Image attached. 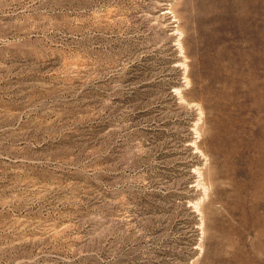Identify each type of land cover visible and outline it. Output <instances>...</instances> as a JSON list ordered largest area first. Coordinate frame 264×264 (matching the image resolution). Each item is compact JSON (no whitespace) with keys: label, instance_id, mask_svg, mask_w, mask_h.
I'll list each match as a JSON object with an SVG mask.
<instances>
[{"label":"rangeland","instance_id":"rangeland-1","mask_svg":"<svg viewBox=\"0 0 264 264\" xmlns=\"http://www.w3.org/2000/svg\"><path fill=\"white\" fill-rule=\"evenodd\" d=\"M0 112V264H264V0H0Z\"/></svg>","mask_w":264,"mask_h":264},{"label":"bare ground","instance_id":"bare-ground-1","mask_svg":"<svg viewBox=\"0 0 264 264\" xmlns=\"http://www.w3.org/2000/svg\"><path fill=\"white\" fill-rule=\"evenodd\" d=\"M168 1H171V0H168ZM163 4H166V5H169V6H170V7H169V6H166L167 8H165V12H164V13H169V12L171 13V12H172V13L175 14V12H174L175 8H174V6H173V3H171V2H164ZM164 13H163V14H164ZM174 16H177V15H174ZM176 19H177V18H176ZM28 103H30V101H29ZM28 105H29V104H28ZM0 113H1V112H0ZM10 118H11V117H10ZM7 119H8V117H7ZM45 124H46V123H45ZM46 126H47V124H46ZM45 141H46V140H45ZM13 151H14V150H13ZM30 156H31V155H30ZM52 158H53V156H52ZM11 159H12V158H11ZM31 159H32V158H31ZM45 159H46V157H45ZM47 159H48V158H47ZM22 160H23V159H22ZM50 160H51V159H50ZM50 160H49V161H50ZM31 161H32V160H31ZM36 161H37V160H35V162H36ZM45 161H46V160H45ZM51 161H52V160H51ZM32 162H34V161H32ZM37 162H38V161H37ZM48 163H49V162H48ZM20 164H21V163H20ZM41 164H42V163H41ZM17 165H18V164H17ZM23 165H24V164H23ZM23 165H22V166H23ZM28 165H29V164H28ZM46 166H47V165H46ZM19 167H20V166H19ZM32 167H33V166H32ZM24 168L26 169V166H25ZM28 168H29V167H28ZM17 169H19V168H17ZM21 169H22V168L20 167V170H21ZM25 169H24V170H25ZM29 169H30V168H29ZM29 169H28V170H29ZM31 169H32V168H31ZM14 171H16V170H14ZM26 171H27V170H26ZM19 172H20V171H19ZM28 172H29V171H28ZM30 172H31V170H30ZM37 172H38V171H37ZM37 172H36V173H37ZM20 173H21V172H20ZM23 173H24V172H23ZM25 173H26V172H25ZM18 174H19V173H18ZM19 175H20V174H19ZM21 175H22V174H21ZM26 175H27V174H26ZM40 176H41V175H40ZM25 177H26V176H25ZM20 178H21V177H20ZM36 178H37V177H36ZM24 179H25V178H24ZM20 181H21V180H20ZM27 185H28V184H27ZM6 202L8 203V201L5 200V203H6ZM7 205H9V204H7ZM4 206H5V205H4ZM3 208H4V207H3Z\"/></svg>","mask_w":264,"mask_h":264}]
</instances>
